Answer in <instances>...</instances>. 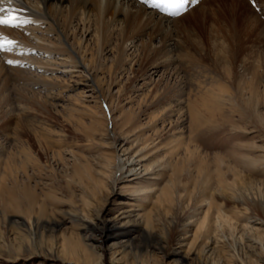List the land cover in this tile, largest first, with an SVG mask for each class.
Returning <instances> with one entry per match:
<instances>
[{
    "label": "rangeland",
    "instance_id": "1",
    "mask_svg": "<svg viewBox=\"0 0 264 264\" xmlns=\"http://www.w3.org/2000/svg\"><path fill=\"white\" fill-rule=\"evenodd\" d=\"M201 1L190 0L182 14L197 5L198 8L181 20L183 23L175 21L182 14L169 17L164 12L153 13L155 10H149V14L162 19V32L171 33L174 39L185 40L187 34L181 28L187 22H195V16L203 8L210 12L208 29L216 30L226 22L223 28L229 29L231 18L224 14L221 1ZM136 2L145 5L141 0ZM252 2L247 0L250 7L253 5L251 12L264 21L263 5ZM248 12L251 13L248 9L240 12L242 22ZM59 21L63 24V17ZM36 27L32 22L15 27L19 37L13 39L11 51H0V66H5V71L0 73V100L7 84L5 73L12 81L6 92L12 99L9 104L0 105L3 114L0 115V178L7 174L5 164L11 154L25 147L30 149L32 157L22 166L20 162L25 157L16 156L19 183H14L11 177L4 182L0 234L4 233L10 243L0 241V264H70L49 253L46 244L19 249L21 243L11 242L12 233L21 235L16 225L28 220L15 203L24 201L25 185L37 195L36 209L44 205L50 216L63 221L53 232L51 227L45 229L48 238L57 236L59 246L62 233H80L99 244L98 250L106 254L105 264L112 262L103 238L106 231L115 234L117 242L130 234L126 259L131 264H264V100L259 103L253 99L251 103L248 88L240 90L238 82L234 85L212 60L213 48L222 45L223 38L217 39L216 44L214 37L211 44L205 40L207 44L201 29L190 28L192 37L202 41L201 49L192 48L196 57L201 58L212 49L208 62L203 60L200 68L191 70L176 53L155 64L142 63V48L149 42L145 32L125 44L124 66L112 78L91 68L88 62L86 69L83 66L76 71L71 69L70 59L54 51V47L62 44L59 32L64 28L59 27L57 32L42 23L39 32H34ZM263 27L264 24L254 33L247 32L248 36L239 33L240 57L231 65L233 76L240 78L246 74L245 64L253 67L258 61L263 64L264 72ZM120 28L118 23L111 26V40L104 52H99L98 63L104 72L116 60ZM95 29L93 22L83 24L80 16H76L65 31L67 48L76 56L82 55L84 47L97 52ZM5 36L0 31V40L8 47ZM77 40L82 42L81 50ZM42 43L53 50L40 48L38 45ZM152 46L161 47V40L153 39ZM9 60L13 63H8ZM139 68L145 69L139 71ZM17 69L22 70V77L15 76ZM223 80L230 92L221 98L218 95L215 116L209 118V112L204 110L202 120H205L199 131L191 134V101L200 99L204 91L218 88ZM166 88L171 95L169 101L165 97ZM156 89L158 94L154 97ZM260 91L263 92V87ZM20 94L35 99V103L19 102ZM158 98L161 101L155 105ZM41 131L47 133L42 142L36 137V133L42 135ZM190 135H194V143ZM191 144L197 152L194 156L189 153ZM166 190L172 192L165 199ZM10 191L15 193L14 198ZM218 209L235 220V232L226 227L216 238L215 232L198 233L205 214L209 212L213 219ZM75 213L87 216L83 226H74ZM87 225L96 227L97 232L86 231ZM196 233L200 235L198 239ZM212 238L219 243H212ZM32 252L36 254L31 255ZM181 257L184 261L176 262Z\"/></svg>",
    "mask_w": 264,
    "mask_h": 264
},
{
    "label": "bare ground",
    "instance_id": "2",
    "mask_svg": "<svg viewBox=\"0 0 264 264\" xmlns=\"http://www.w3.org/2000/svg\"><path fill=\"white\" fill-rule=\"evenodd\" d=\"M136 1L137 0H12L11 4L4 3L2 6L6 7V8L16 9L17 10L16 15L19 16L20 20H27L28 22L36 23L38 27L42 23H47L48 25L51 26V28L53 30H55V31L57 30V32H59L58 31L59 27L61 29L64 28L63 29L64 31H62V33L59 32L60 38H61L60 41L62 42V44L60 46L54 47V51H57L60 53V55L67 56L70 59V63H72L71 69H75V71H76L77 68L82 67V66H83V69H86L85 66H86V63L88 62V65L91 66V68H96L97 71L101 70L102 73H108V75L111 76L112 78L114 77L115 73L118 70H121L122 67L124 66V62L126 60L125 59V54H126L125 53L126 52L125 44H127L128 41H132L133 39L137 38L138 36L144 35L145 32L149 36V42L145 43L143 45V48H142V52L144 53V54H142L143 55L142 63H146L145 65L155 64L159 60H162L163 58L167 57L170 53H176L179 55V57L183 58L186 61V62H184V64L186 66H188L189 69L192 70L194 67L196 68V66H199V68H200L199 64L202 63L203 60L208 62V60H206V59H208L212 56V54H209V51L210 52L212 51V49L211 50L209 49L210 46L212 47V45L209 46V48H208L209 51L207 49L209 55L204 54L201 56V58L196 57L195 53L192 52V48L193 49L196 48L197 50L201 49V48H199V45L201 44L202 41L198 42L197 40H195L192 37L193 31L191 32L192 34H190V28L193 29V27L195 26L194 27L195 29L197 27V28L201 29L202 32H204L203 33L204 35H202V36H204L202 38L204 40V42H205V40H208V42H210V39H212L214 37L213 40H215L214 42L216 44L217 43L216 41H218L217 39H220V37L223 38L224 41H220V42H223L222 45L221 44H217V45L214 44L215 48H213L212 52L215 55V56L213 55L215 57L214 58L215 60L214 59H212V60L218 65V67H220V66L222 67L225 74L228 75V79L233 80L234 85L238 82L240 90H244V89L248 88V92L251 95L250 96L251 97V103H253V99H257L259 101V103H260V101L264 100V72L262 71L263 64L260 65V61H258V64L256 63V65L253 67H249V65H246V64L243 66L244 72L246 74H249V76H250L248 78L245 77V76H247L246 74H244V75L242 74L241 76L239 75L240 76V78H239L236 75L233 76L234 73H232V67L233 66L231 67V65L233 64V62H235V60H238V58L240 57V56L238 57V54H239V51H238V49H239V43H238L239 33H244L245 35L247 34V32H249L248 34H250V31L254 33V30L256 28L258 29L261 25L263 26V24H264V21L257 19V16L256 17L254 16L255 13L251 12L253 9L252 10H250V9L253 5L250 7V5H249L250 3L248 2L249 3L248 4L247 0H220L221 3L223 4L222 10L225 9V11H223L224 14L227 16V18H229V17L231 18V20H229L231 24L229 25V23H228L229 29L227 28V30H224V28H223L224 25L227 24V22L222 27L217 26L218 28L216 30H215V28L212 29L210 27H209L210 29H208L207 23L209 21V15H210L209 13L210 12L208 13V11H206L204 8H203V10L201 9L202 12H200V14L198 13L199 16L198 17L195 16V18H194V19H196L195 22L194 21L191 23L187 22L186 25L183 28H181L182 30L184 29V31L187 34V37H185V40L183 38L182 39H174L173 35L171 33H163L161 30L162 19L158 18L154 14L153 15L149 14V10H153V11L155 10L153 13H156V14L158 12H161V13L164 12L165 14H168L170 16H176V15L182 14L184 12L183 10L184 9L186 10L188 8V6L190 5V0H184V2L178 3V4H169V3L165 2V0H141L144 2L145 5H141V4L137 3ZM196 1L197 0H195V2ZM210 1L211 0H203V1H201V3H209ZM252 3L257 4L258 6H260V4H262L264 7V0H253ZM200 6H201V4L199 5V7ZM197 8H198V5L195 6V8L193 10H191V11L189 10L187 13H184L180 17L175 18V21L179 22L183 19L186 20L189 17L188 15L190 14V12H194V10ZM247 9L251 13L248 12L247 18L246 19L244 18L243 22H242L240 20V12L242 10L247 11ZM212 13H215V12L213 11ZM243 13L244 14H242V15L245 16L246 12L243 11ZM148 14H149V16H147ZM78 15L80 16L83 24H85V22H93L95 24V27H96V29H95L96 47L98 49L97 52L94 50L86 49L84 47V49H83L84 51L82 50V55L80 54V55L76 56L74 53H72V51H70L67 48L66 40L68 37V32L66 34L65 31L68 29L69 25L71 24V21L74 20V18ZM217 15L218 14H216V16ZM257 15H258V12H257ZM60 16L63 17V21H64L63 24H61L59 21ZM219 16H217V17L219 18ZM107 17H109V19H107ZM221 17H222V14H221ZM221 17H220V19H221ZM251 18H253V19H251ZM213 21L215 22V20H213ZM245 22H247V23L251 22V24L248 23V24H250V26H247L248 25L247 24L246 25L247 27L246 26L244 28L242 27L243 28L242 29L241 26L243 24H245ZM114 23H118L119 26L121 27L119 29L120 44L117 47V57H116L114 64H112L110 66V68L108 69V72H104V69H101L100 65L98 63V61H99L98 56H99V52H101V53L104 52V50L107 48L106 45L111 40L112 32H111L110 28ZM222 23H223V21H222ZM214 24H212V25H214ZM38 27H36L37 30H35L34 32H39ZM178 28L180 30V27H178ZM0 31L6 34L4 39H6L7 41H14L13 39H16L15 37H19V34H18L19 31L14 29L13 27H9L7 25H0ZM248 34H247V36H248ZM37 38L44 40V41H47L45 38L39 37L38 35H37ZM156 38H159L161 40V42H162L161 47H155L154 48L152 46L153 39H156ZM195 38H196V36H195ZM198 38L199 37H197V39ZM240 40H242V38ZM77 41H76V43L81 50L83 48L82 42L81 41L77 42ZM204 42H203V44H204ZM214 42H212V43H214ZM205 43H207V42H205ZM226 43L228 44V46H226ZM50 44L54 45V42L50 41ZM210 44H211V42H210ZM38 46L42 49L51 50L50 46H47L43 43L38 45ZM200 47H202V46H200ZM205 47H207V46H205ZM83 53H85V55ZM200 54H201V52H200ZM87 57H88V59H87ZM209 61H210V59H209ZM82 63H83V65H82ZM142 66L143 65L141 64V67ZM3 67L5 68L4 64H2V66H0V73H3V71H5ZM141 69L144 70L145 68H141ZM141 69L139 71H141ZM16 73L17 74H15V76L22 77L21 75L23 74V72L21 69H17ZM5 75H6V76H4L5 82L7 84L5 86L3 85L4 87L1 91V95L3 94L4 97H2L3 98L2 100H0L1 101L0 105L3 103L9 104V102L12 99L10 93L9 92H8V94L6 93L8 90L7 87L10 83H12V81H10V79L8 78L7 73H5ZM225 81L224 80H223V82L219 81L220 83L217 85L218 88L216 87L214 89H209L207 91H204V93H202V95H201L202 97L200 99L195 100V101H191L190 106H189V113H190V118H191V121H190L191 122V128H190L191 134H194L195 132L199 131L201 124L205 120V119L202 120L203 119L202 117L205 114V113L203 114V112H205L204 110H206L207 113L209 112V114H210L209 118L215 116L216 107L218 106V104L217 105L215 104L216 100L220 101L219 97L222 94L230 92L229 91L230 87L228 86V84ZM261 87H263V92L260 91ZM64 88L66 89L67 86ZM167 89L168 88H166L164 92L166 94V96H165L166 99L169 101V99H171V97H170L171 95H169V92L167 91ZM156 90L153 91L154 97H156L158 94V90L157 91ZM171 91H170V93H171ZM218 95H219V97H218ZM199 97H200V95H199ZM19 100H20L19 102H22V101L27 102L28 105L35 103V99L24 97V95H21V94H20ZM156 101L157 102L155 103V105H157L161 100H160V98H158V100H156ZM1 107H0V109H1ZM1 114H2V112H0V115ZM96 120H94V121H96ZM46 134L47 133L45 131L42 132L41 136L38 133H36V135H37L36 137H38V140L40 142H42V140L47 136ZM194 135H192V136L190 135L191 141L193 143H194ZM235 135L238 136V134H235ZM45 143H46V141H45ZM179 147H182V146H179ZM191 147H192V144L190 146V152L189 153H190V156H194V154H197V152L195 153L194 150H192L193 147L192 148ZM194 147H195V145H194ZM196 149H198L197 146H196ZM199 154L200 153H198V155ZM16 156H24L25 157V160L24 161L22 160L20 162L22 164V166H25V164H27V161H31V158H32L30 156V149L24 147L23 150L19 151V153L15 154V155L11 154V156L7 159L6 164H5L7 174L2 175V177L0 178V197L1 198L3 197V195H2L3 191L2 190L5 189V183L4 182L7 180L8 177L15 179L14 183H16V184L19 183L17 171H16L18 169L17 168L18 162H17ZM18 191H20V190H18ZM170 192H172V191H170ZM170 192L167 191L164 194L163 198H165V199L168 198L170 196ZM22 193L24 194L23 197H24L25 202L22 199V201L19 200L15 203L18 204L19 208H22V211H23V213H25L28 220L27 221L26 220L21 221L20 222L21 226H19V224L16 225V227L20 228L21 235L12 233L13 236L10 239L11 242L15 241V242H19L22 244V245H20L21 247L19 249L23 248L26 245L30 246V247L31 246L42 247L43 245L46 244V245H48L47 251H49V253H55L56 255L59 256V258L63 259L64 261L69 262L70 264H75L74 262H76L77 264H105L104 263V257L106 254L102 253L98 250L99 244L96 245L97 243L92 242V240L90 238L85 237L84 235H81L80 233H78V234H75V233L67 234L65 232L62 233V238H61L62 243L61 244L59 243L60 244L59 246H58L57 236L53 235V236L48 238L46 235L45 229L47 227H51V231L53 232L54 229L57 228L59 225H61L63 221L58 220L56 217L50 216L44 205H40L36 209V204H37L36 202H38L37 201V195H36L35 191L30 186L25 185ZM9 195L12 196L13 198L15 197L14 192L10 191ZM22 203H24L25 205L21 206ZM216 212L217 213L215 214V217L213 219H212L209 212H207V214H205L204 219L199 224L198 233L200 231L202 232L203 230L207 233V235L210 232H215L213 237L216 238V237H219L220 231L225 230L226 227H228V229H230L232 232L233 231L235 232V229H236L235 228V223H236L235 220L233 222L232 218H229L221 209H218V211H216ZM73 215L74 216H72V218H73V223H74L75 227L83 226L84 223L87 222V220H88L86 215L82 216L79 213H75ZM77 223H81V224L79 225ZM84 227H86L85 228L86 231H90L91 234L97 232L96 227H91L90 225H87ZM198 233H196L197 239L200 236V235H198ZM3 234L4 233L0 234V241L7 243L8 241L5 238V235H3ZM104 234L105 235L103 236V238L105 239L104 240L105 243L108 245V249H109L110 257H111V261H112L111 264H117V262H119V264L120 263L121 264H131L128 262V259H126V256L128 254L127 250L129 249L128 243H130V242H128V239H130V234H125L123 236L124 239L121 240V242H117L115 240L116 235L113 233H108L106 231V232H104ZM145 234L150 236V237L152 236L148 232L147 233L145 232ZM203 235H204V233H203ZM8 237H10V236H8ZM215 238H212V243L214 242V243L218 244L219 241L216 240ZM242 240H243V238H242ZM8 243H10V241ZM34 254H36V252H32L31 255H34ZM178 259L179 260H176V262L184 261L182 257L178 258Z\"/></svg>",
    "mask_w": 264,
    "mask_h": 264
},
{
    "label": "snow or ice",
    "instance_id": "3",
    "mask_svg": "<svg viewBox=\"0 0 264 264\" xmlns=\"http://www.w3.org/2000/svg\"><path fill=\"white\" fill-rule=\"evenodd\" d=\"M169 4H178L184 2V0H165ZM4 3L11 4L12 0H0V25H7L9 27H20L27 23V20H20L19 16L16 15L17 10L14 8H6L2 6ZM13 41H8V47L0 40V51H11V45ZM8 63H13L9 60Z\"/></svg>",
    "mask_w": 264,
    "mask_h": 264
}]
</instances>
